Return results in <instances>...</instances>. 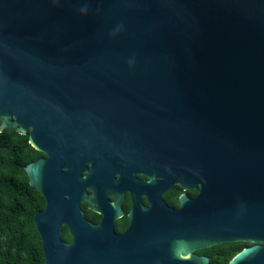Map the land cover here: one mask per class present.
<instances>
[{"label":"water","instance_id":"water-1","mask_svg":"<svg viewBox=\"0 0 264 264\" xmlns=\"http://www.w3.org/2000/svg\"><path fill=\"white\" fill-rule=\"evenodd\" d=\"M5 128L51 163L146 157L202 183L140 239L136 209L116 236L54 194L33 218L44 264H210L194 252L232 243L252 245L229 264H264V0H0ZM43 163L24 169L39 192Z\"/></svg>","mask_w":264,"mask_h":264},{"label":"flooded vegetation","instance_id":"flooded-vegetation-1","mask_svg":"<svg viewBox=\"0 0 264 264\" xmlns=\"http://www.w3.org/2000/svg\"><path fill=\"white\" fill-rule=\"evenodd\" d=\"M31 131L28 128L23 135L28 149H31L29 155L32 158L26 166L38 160L44 162L41 192L31 186L29 177L25 175L30 194H40L42 198L39 212L45 210L48 199L51 200L54 194L57 199L71 203H76L78 194H82L83 198L78 200L77 207L85 220L93 226H110L116 236H124L129 232L132 212L136 209V235L140 239L144 235L145 214L159 212L164 207L179 212L182 206L190 213L198 203L201 181H183L173 174L169 165L159 164L146 157L132 164L102 162L95 157H90L82 167L73 159L51 163L48 160L49 153L39 152L30 144ZM64 231L67 232V226L62 225L61 239ZM205 250L195 251L194 255L207 257L202 254Z\"/></svg>","mask_w":264,"mask_h":264},{"label":"trees","instance_id":"trees-1","mask_svg":"<svg viewBox=\"0 0 264 264\" xmlns=\"http://www.w3.org/2000/svg\"><path fill=\"white\" fill-rule=\"evenodd\" d=\"M26 137L5 129L0 133V264H44L42 242L34 224V216L42 208L40 194H30L24 167L32 160ZM69 235L63 232L62 240ZM249 245L221 244L202 254L210 264H229Z\"/></svg>","mask_w":264,"mask_h":264}]
</instances>
